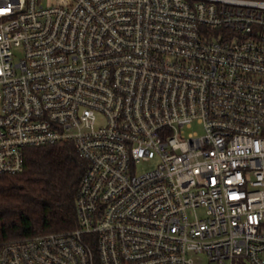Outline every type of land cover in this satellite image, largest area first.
<instances>
[{
  "label": "built area",
  "instance_id": "2783aa9c",
  "mask_svg": "<svg viewBox=\"0 0 264 264\" xmlns=\"http://www.w3.org/2000/svg\"><path fill=\"white\" fill-rule=\"evenodd\" d=\"M64 141L77 226L0 264H264V0H0V174Z\"/></svg>",
  "mask_w": 264,
  "mask_h": 264
},
{
  "label": "trees",
  "instance_id": "16d2710c",
  "mask_svg": "<svg viewBox=\"0 0 264 264\" xmlns=\"http://www.w3.org/2000/svg\"><path fill=\"white\" fill-rule=\"evenodd\" d=\"M86 166L72 141L28 147L21 172L0 174V241L76 227Z\"/></svg>",
  "mask_w": 264,
  "mask_h": 264
},
{
  "label": "rangeland",
  "instance_id": "374dc122",
  "mask_svg": "<svg viewBox=\"0 0 264 264\" xmlns=\"http://www.w3.org/2000/svg\"><path fill=\"white\" fill-rule=\"evenodd\" d=\"M43 1H44V4H47V3H55L58 0H43ZM193 131L201 133L202 132L201 124L194 123V125L192 127L188 128L186 130L187 133L188 132H193ZM149 167H150L149 164H141L140 167H139V170L142 171V170L148 169ZM235 264H250V263H248V262H245V263L235 262Z\"/></svg>",
  "mask_w": 264,
  "mask_h": 264
}]
</instances>
